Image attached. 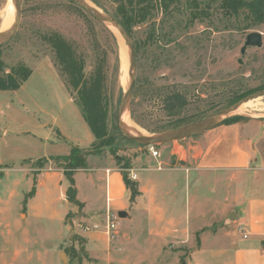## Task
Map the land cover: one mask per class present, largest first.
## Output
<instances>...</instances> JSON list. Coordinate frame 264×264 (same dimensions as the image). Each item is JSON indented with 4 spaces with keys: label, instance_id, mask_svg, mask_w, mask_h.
<instances>
[{
    "label": "rangeland",
    "instance_id": "obj_1",
    "mask_svg": "<svg viewBox=\"0 0 264 264\" xmlns=\"http://www.w3.org/2000/svg\"><path fill=\"white\" fill-rule=\"evenodd\" d=\"M100 1L112 15L113 6L106 0ZM196 1L201 11L196 19L189 16L195 11L193 2L189 6L184 0H176L167 13L159 10L151 21L135 28L134 37L145 44L136 59V89L128 116L147 135L162 132V128L182 116L204 118L223 110L229 107L227 101L234 95L264 90V23L242 30L244 19L228 18L219 8V0ZM8 5V0H0V27L8 16L13 20L12 3L11 8ZM152 29L155 39L148 44L147 34ZM50 31L74 41L84 56L85 75L92 72L98 59H105L111 99L107 107L108 133L102 142L94 145V137L76 104V94L65 88L53 66L51 49L40 39L42 33ZM255 32L263 36L262 47L247 48L240 55L246 36ZM3 45L5 71L22 64L32 73L18 90L0 91V264H60L59 254L69 247L77 254L73 261L66 256L67 264H225L223 255L194 254L201 245L199 232L191 234L188 244L181 245L147 236L145 230L150 223L142 217L131 220L132 225L125 220L124 228L123 219L119 218L118 236L112 241L107 235L111 217H95L104 215L106 206L104 182L96 180L100 174L97 170L109 165L130 168L140 156L153 157L151 147L125 140L116 129L115 114L124 90L123 56L128 63V49L126 45L124 51L121 49L110 29L99 22H86L68 9L63 0H20L18 28ZM170 92L186 99L183 110L172 118L166 116L163 108V99ZM263 115L264 97H258L249 101L244 113L227 118L262 119ZM173 143L177 142L152 149L160 152L165 147L169 153ZM71 147L92 153L86 159L89 170L77 173L75 180L79 198L93 213L70 212L62 224L60 217H48L42 201L36 200L31 202L32 208L30 201L26 205L35 216L25 220L22 208L26 192L31 189L19 185V174L13 169H32L36 182L41 171L63 167L55 157L68 155ZM180 157L183 161L182 152ZM22 159L27 160L21 163ZM91 178L95 182L93 187ZM50 199L60 213L64 203L58 191H53ZM92 220L99 223L93 224ZM191 223L196 228L204 222L201 217H192ZM86 233H96L101 238L88 240L82 236ZM72 235L85 240L84 254L77 242L70 241Z\"/></svg>",
    "mask_w": 264,
    "mask_h": 264
},
{
    "label": "crops",
    "instance_id": "obj_2",
    "mask_svg": "<svg viewBox=\"0 0 264 264\" xmlns=\"http://www.w3.org/2000/svg\"><path fill=\"white\" fill-rule=\"evenodd\" d=\"M243 118L228 125L221 124L222 119L183 144L173 143L169 153L163 147L158 157L136 158L130 168H99L96 180L104 182L106 206L105 214L95 217L124 212L121 226L125 220L142 217L150 223L147 236L181 245L199 232L201 245L194 254L223 255L225 264H264V119ZM87 170L74 173L75 187L76 174ZM13 171L19 174L17 185L23 184L27 190L34 187V194L25 203V220L35 216L33 210L27 211L28 201L31 208V202L42 201L48 217H60L62 224L68 213H78L65 198L68 182L61 169L41 171L36 182L32 169L20 166ZM132 174L136 175L132 182L138 191L133 203L123 180V175L129 178ZM94 183L91 178L92 187ZM76 189L77 200L84 204L81 211L93 213L87 211V203ZM53 191H58L64 203L60 213L50 199ZM192 217H201L203 225L193 228ZM238 226L244 229L245 239L236 232ZM82 236L101 238L96 233Z\"/></svg>",
    "mask_w": 264,
    "mask_h": 264
},
{
    "label": "trees",
    "instance_id": "obj_3",
    "mask_svg": "<svg viewBox=\"0 0 264 264\" xmlns=\"http://www.w3.org/2000/svg\"><path fill=\"white\" fill-rule=\"evenodd\" d=\"M66 7L72 12L82 17L86 22L97 23L95 19L87 15L73 0H63ZM97 8L107 12L100 0H88ZM112 7V16L121 24L129 39L131 40L135 52V63L141 47L145 41H140L134 37L136 27L151 21L159 10L167 13L169 7L176 0H106ZM180 2V0H178ZM193 2L195 11L190 13V18H198L201 11H198L196 0H184L190 6ZM190 8V7H189ZM219 8L225 13L228 18L242 17L245 21L242 30H249L258 27L264 23V0H219ZM108 13V12H107ZM203 14V13H202ZM113 41L114 37L110 34ZM40 39L51 49L52 62L55 70L62 80L65 88L70 94H76V104L79 107L81 117L87 124L91 134L94 137V145L97 142H102L107 137V107L111 96L108 85V75L106 71L105 59H98L96 65L89 75L84 73V56L78 51L74 41L64 37L57 31L42 33ZM155 39L154 29L147 34V43L152 44ZM0 45V91H16L21 84L25 82L31 75L32 71L28 67L17 64L5 71L4 62L2 60V48ZM136 89L134 83L132 94ZM263 87L259 88V90ZM258 90V91H259ZM250 94V93H249ZM247 93L237 94L228 99L227 105L231 106L237 101L249 95ZM132 98V97H131ZM163 108L167 117L172 118L178 116L186 105V99L179 93H168L163 99ZM209 115V114H208ZM205 118V117H204ZM202 116H182L172 121L170 125L161 129L164 133L194 124L202 119ZM132 119L137 122L133 117ZM241 116H233L225 118L221 124L228 125L233 122L244 120ZM158 133V134H159ZM96 154L97 151H94ZM91 151L83 150L78 147H71L68 155L55 157L57 161H61L63 167V175L68 182V187L65 191V198L69 204L76 207L78 212L84 207V204L77 200V189L75 187L74 173L78 170L86 169V158L91 156ZM124 169H127L126 167ZM123 180L127 190L130 192V202L133 203L138 195L136 185L125 175ZM34 194V187L25 196L24 207L26 200ZM68 213L65 216V221L69 217ZM70 241L77 242L80 245V251L84 254L83 245L85 240L82 237L72 235ZM70 261H73L76 252L73 247L64 250Z\"/></svg>",
    "mask_w": 264,
    "mask_h": 264
},
{
    "label": "water",
    "instance_id": "obj_4",
    "mask_svg": "<svg viewBox=\"0 0 264 264\" xmlns=\"http://www.w3.org/2000/svg\"><path fill=\"white\" fill-rule=\"evenodd\" d=\"M73 2L76 3L83 11H85L97 22L104 25L106 28L109 29V27H112L115 30H117L128 49V73H127L128 84L126 88L123 90L120 101L117 106V110L115 114V125L119 135L129 142L147 147L160 146L171 142H177L183 144L185 140L201 134L202 132L206 131L207 129L215 125L217 122H219V120L227 118L232 114H235L234 112L241 104L258 97L260 98L264 97V90L253 93L249 96L242 98L241 100L237 101L233 105L223 110L207 115L204 119L194 124L164 133L146 136L141 134L140 132L127 130L123 126L121 121L125 110H128L129 108L132 97V91L136 79V63H135V52H134L133 44L129 39L127 33L123 29V27L121 26V24L111 14L101 11L95 5L90 6L89 4H87V2H85V0H73ZM12 4L14 8V20L11 27L8 30L0 33V45L5 44L7 41H9L12 38L19 25L20 0H12ZM262 45H263L262 35L258 32L250 33L245 38L244 44L240 49V55H244L247 48L260 49ZM118 217L123 219L126 217V213L119 212ZM59 260H60V264L68 263L65 253L59 254Z\"/></svg>",
    "mask_w": 264,
    "mask_h": 264
},
{
    "label": "bare ground",
    "instance_id": "obj_5",
    "mask_svg": "<svg viewBox=\"0 0 264 264\" xmlns=\"http://www.w3.org/2000/svg\"><path fill=\"white\" fill-rule=\"evenodd\" d=\"M85 2H87V4H89L90 6H93V4H91L88 0H85ZM8 3H9V7L11 8V3H12V0H8ZM12 7H13V4H12ZM13 12H14V8H13ZM13 20H14V14H13ZM13 20L11 18V15L8 16L2 23L1 27H0V33L2 32H5L6 30H8L12 23H13ZM12 22V23H11ZM109 29L116 35L118 41H119V44L121 46V49L124 51L125 49V44H124V41L123 39L121 38L120 34L118 33L117 30H115L114 28L112 27H109ZM127 50V48H126ZM123 63H124V69H125V73L122 77V80H121V84H122V87H124V89L126 88L127 84H128V81H127V78L128 76L126 77L127 73H128V63H127V57L124 55L123 56ZM249 105V101L248 102H245L243 104H241L237 110L234 112V113H237V114H242L246 111V108L248 107ZM122 124L123 126L127 129V130H130V131H136V132H140L141 134L143 135H146L148 136L145 131H143L142 129H140L137 125H135L132 121H130L129 119V116H128V110H125L123 116H122Z\"/></svg>",
    "mask_w": 264,
    "mask_h": 264
},
{
    "label": "built area",
    "instance_id": "obj_6",
    "mask_svg": "<svg viewBox=\"0 0 264 264\" xmlns=\"http://www.w3.org/2000/svg\"><path fill=\"white\" fill-rule=\"evenodd\" d=\"M151 152H152L153 157H158V152L153 151L152 147H151ZM129 179L131 181H134L136 179V175L135 174L130 175ZM108 217H111V219H109V221L107 223V235H108L110 240L114 241L118 236L117 231H118L119 217L117 215H109ZM236 232L239 235H241L243 239H245L247 237L244 229L240 226L237 227Z\"/></svg>",
    "mask_w": 264,
    "mask_h": 264
}]
</instances>
